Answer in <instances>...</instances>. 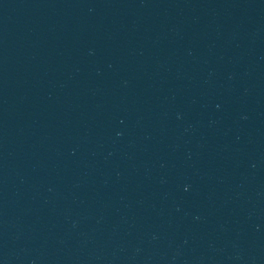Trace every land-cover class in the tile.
Masks as SVG:
<instances>
[{
	"label": "water",
	"instance_id": "water-1",
	"mask_svg": "<svg viewBox=\"0 0 264 264\" xmlns=\"http://www.w3.org/2000/svg\"><path fill=\"white\" fill-rule=\"evenodd\" d=\"M0 264H264V0H0Z\"/></svg>",
	"mask_w": 264,
	"mask_h": 264
}]
</instances>
